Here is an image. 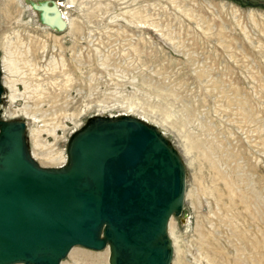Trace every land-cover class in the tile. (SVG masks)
<instances>
[{"label":"rangeland","instance_id":"1","mask_svg":"<svg viewBox=\"0 0 264 264\" xmlns=\"http://www.w3.org/2000/svg\"><path fill=\"white\" fill-rule=\"evenodd\" d=\"M49 1L66 30L39 0H0V119L27 123L32 153L67 154L96 114L158 126L187 170L172 264H264V0ZM105 251L75 246L62 264Z\"/></svg>","mask_w":264,"mask_h":264},{"label":"water","instance_id":"2","mask_svg":"<svg viewBox=\"0 0 264 264\" xmlns=\"http://www.w3.org/2000/svg\"><path fill=\"white\" fill-rule=\"evenodd\" d=\"M39 1L52 12L40 20L66 30L58 3ZM2 70L0 60V103ZM67 154L61 166L40 164L27 123L0 119V264H62L75 246L108 248V264H172L169 225L184 209L187 170L163 131L96 114L72 132Z\"/></svg>","mask_w":264,"mask_h":264},{"label":"bare ground","instance_id":"3","mask_svg":"<svg viewBox=\"0 0 264 264\" xmlns=\"http://www.w3.org/2000/svg\"><path fill=\"white\" fill-rule=\"evenodd\" d=\"M36 6L38 7V8H42V7H40L41 6V4L40 5H38V4H36ZM59 6V5H58ZM36 10V9H35ZM61 10V9H60ZM41 14L43 15V20H45V21H50V17H51V14H52V12H50V10H48L47 8L45 9V8H42L41 10ZM48 11V12H47ZM61 12H62V10H61ZM62 14H63V12H62ZM65 17V16H64ZM66 18V17H65ZM5 64V63H4ZM6 66H7V64H6ZM10 71V70H9ZM3 82H4V80H3ZM9 83V85L10 84H12L10 81L8 82ZM4 85H5V82H4ZM12 86H14V85H12ZM11 86V87H12ZM6 87V86H5ZM14 96V95H13ZM100 115V114H99ZM130 115V114H129ZM72 134V133H71ZM70 138V137H69ZM31 150V149H30ZM31 152H32V150H31ZM33 155H34V157H40V158H42L43 159V161L44 162H46V163H54V164H61V165H63L64 163H66L67 162V155L68 154H65L64 152H54V151H41V150H35L33 153H32ZM61 165H59V166H61ZM88 255V253H83V255ZM104 256H105V259L106 260H108V256H109V249L107 248L106 249V251H105V253H104ZM99 259L100 260H102V257H99Z\"/></svg>","mask_w":264,"mask_h":264}]
</instances>
